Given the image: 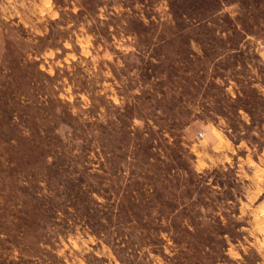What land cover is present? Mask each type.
<instances>
[{
  "label": "rangeland",
  "instance_id": "rangeland-1",
  "mask_svg": "<svg viewBox=\"0 0 264 264\" xmlns=\"http://www.w3.org/2000/svg\"><path fill=\"white\" fill-rule=\"evenodd\" d=\"M0 264H264V0H0Z\"/></svg>",
  "mask_w": 264,
  "mask_h": 264
},
{
  "label": "built area",
  "instance_id": "built-area-1",
  "mask_svg": "<svg viewBox=\"0 0 264 264\" xmlns=\"http://www.w3.org/2000/svg\"><path fill=\"white\" fill-rule=\"evenodd\" d=\"M203 136V134H200V137H202Z\"/></svg>",
  "mask_w": 264,
  "mask_h": 264
}]
</instances>
